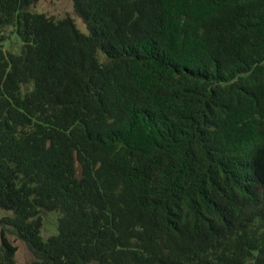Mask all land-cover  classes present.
Here are the masks:
<instances>
[{
	"label": "trees",
	"instance_id": "trees-1",
	"mask_svg": "<svg viewBox=\"0 0 264 264\" xmlns=\"http://www.w3.org/2000/svg\"><path fill=\"white\" fill-rule=\"evenodd\" d=\"M38 1L0 0V208L31 264H264V0H72L88 33Z\"/></svg>",
	"mask_w": 264,
	"mask_h": 264
},
{
	"label": "rangeland",
	"instance_id": "rangeland-1",
	"mask_svg": "<svg viewBox=\"0 0 264 264\" xmlns=\"http://www.w3.org/2000/svg\"><path fill=\"white\" fill-rule=\"evenodd\" d=\"M35 11L45 12L48 15L56 18H61L65 15H71L74 17L75 22L80 30L88 33V28L81 17L74 12L72 0H39L32 8ZM5 35L9 38L6 43L4 42L3 48L5 50L19 51L22 42L20 38L13 32V28L6 27L4 29ZM10 212L0 208V250L3 245V234L5 238L17 248L15 259L17 264H31L34 255L29 249L25 240H23L10 226L3 224V218L9 215ZM58 216L56 211L47 212L44 214V225L42 233L44 237H48L58 231Z\"/></svg>",
	"mask_w": 264,
	"mask_h": 264
}]
</instances>
